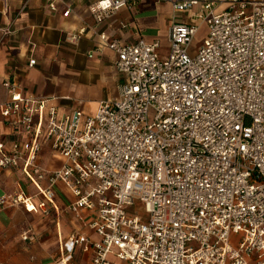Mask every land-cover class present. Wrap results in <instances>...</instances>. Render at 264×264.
I'll return each mask as SVG.
<instances>
[{"label": "built area", "instance_id": "1", "mask_svg": "<svg viewBox=\"0 0 264 264\" xmlns=\"http://www.w3.org/2000/svg\"><path fill=\"white\" fill-rule=\"evenodd\" d=\"M44 1L56 10L57 0ZM169 1L189 21L172 23L166 58L158 42L98 34L123 82L94 115L2 83L0 113L26 139L0 142V171L21 169L37 192L2 196L0 206L48 213L63 184L72 212L95 214L89 227L100 241L71 235L60 264L78 247L94 250L90 264H264V0ZM127 7L131 0H98L90 12L102 24ZM44 144L61 168L39 165Z\"/></svg>", "mask_w": 264, "mask_h": 264}, {"label": "crops", "instance_id": "2", "mask_svg": "<svg viewBox=\"0 0 264 264\" xmlns=\"http://www.w3.org/2000/svg\"><path fill=\"white\" fill-rule=\"evenodd\" d=\"M98 0H57L51 10L44 0H0V103L8 95L5 80L17 81L25 95L50 99L49 104L80 110L94 115L102 101L119 96L123 77L115 67L116 54L101 46L98 36L133 44L139 39L160 44L162 58L169 55V29L177 21H189V13L175 14L169 0H131L113 17L97 24L90 6ZM72 10L69 17L65 11ZM125 25V26H124ZM11 28L5 35L1 29ZM86 29L80 42L68 41L70 34ZM207 35L206 27L198 34L196 51ZM36 64L29 66L30 60ZM22 129L12 125L0 113V142L11 148L23 141ZM39 165L46 170L61 168L64 160L48 144L39 154ZM44 181L42 185L47 186ZM21 192H37L21 169L0 171V198ZM35 199V203H38ZM73 195L63 184L56 190L55 208L46 212H28L24 206H0V264H60L67 256L64 243L73 234L85 235L92 242L100 236L90 229L94 213L82 211L79 217L70 210ZM28 235L30 240H24ZM94 250L78 247L65 264H90Z\"/></svg>", "mask_w": 264, "mask_h": 264}]
</instances>
